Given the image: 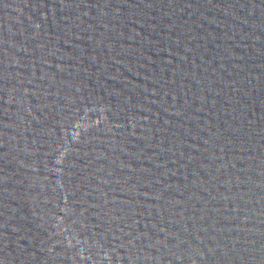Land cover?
I'll use <instances>...</instances> for the list:
<instances>
[{"label": "water", "instance_id": "obj_1", "mask_svg": "<svg viewBox=\"0 0 264 264\" xmlns=\"http://www.w3.org/2000/svg\"><path fill=\"white\" fill-rule=\"evenodd\" d=\"M0 264H264V0H0Z\"/></svg>", "mask_w": 264, "mask_h": 264}]
</instances>
